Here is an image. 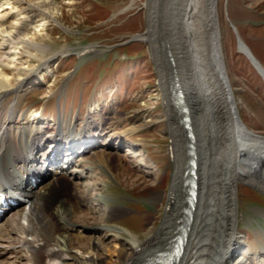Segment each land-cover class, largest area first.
Here are the masks:
<instances>
[{"label":"rangeland","instance_id":"rangeland-1","mask_svg":"<svg viewBox=\"0 0 264 264\" xmlns=\"http://www.w3.org/2000/svg\"><path fill=\"white\" fill-rule=\"evenodd\" d=\"M52 1L54 6L51 5L45 10L47 9L51 14L55 13L58 23L46 16L43 20L44 29L41 30L43 35L39 36L37 41L49 46L50 56L58 54L65 47L68 51L51 58L49 65H44V68L39 69L35 76L30 78L31 80L24 82L27 84H23L17 91L9 94L4 106L6 107L7 104L8 108L14 107L5 114L7 119L4 115L2 117L3 120L13 119L10 128L15 133L16 141H19L17 136L19 132L24 139V134H30L28 129L31 130L33 127L32 132L48 122L52 124L57 122V126L61 128L73 126L75 131L85 127L88 122L94 127L112 126L111 130L94 139L96 142L94 150L108 153L112 157L115 155L116 160L110 163L112 171L110 167L106 168L100 163H95L92 167L95 176L75 179L70 175V171L78 168L77 166L83 161L81 158L89 160L90 154L85 153V147L78 145L75 147L80 153L76 159L77 165L69 167L67 161L69 151L65 146L67 147L66 165H63L64 155H61L60 161L57 162L58 167L55 164L49 166L48 160L41 162L38 157L43 160L41 154L51 146L50 141L41 147L42 150L34 153L35 156L37 155V160L33 162L39 168L45 166L49 172L56 168L68 172L69 177L65 174H57L61 177L60 182L66 184L62 191H66L65 195L68 198L76 195L84 200L74 215L70 214L69 206L64 205L53 211L59 216L61 225L66 226L68 230L67 232L62 229L56 234L62 249L65 248L69 253L83 260H95L101 256L105 259L102 264H110L116 260L117 252L122 251L126 255L132 253L133 247L137 245L138 235L144 237L148 228L155 227L154 233L164 232L162 239L160 238L164 243L167 241L169 243L172 238L169 233L177 229L174 226L175 217L179 216L177 213L181 210H179L180 206L184 209L182 182L186 179L183 176L186 169L183 166L186 159L184 142L180 139L183 137L180 130L182 127L177 121L181 118L179 116L175 120V113L172 112L170 121L168 120L169 105L165 103L161 90V85L166 83L165 81L159 83L158 75V70L160 73L161 69L165 70L167 66L159 58L160 54L156 53L154 57L151 45L139 39L122 44L147 31L149 18L147 0ZM217 15L226 72L229 75L240 116L253 132L264 134V81L247 58L245 51L240 49L242 46L244 50L243 44L239 43L245 42L252 55L264 67V0H217ZM34 19L36 21L30 22L28 27L29 36L33 33V27L42 18L37 16ZM11 47H6V52H10L9 54L13 53ZM86 47H93L94 51L78 57L77 53ZM105 56L108 58L105 63L90 62ZM17 61L12 64L13 79L20 78L18 69L22 66L26 68L30 65L29 68L32 66L38 69L41 64L36 58L32 60L30 58L25 65ZM75 61L78 64L83 62L90 64L83 65L78 73H74V66L77 65ZM37 110L42 116L37 117L33 124L30 123L31 126L27 125L36 117L31 116V113ZM12 111L15 113L13 114ZM12 115L14 118L10 117ZM171 124L180 128L179 134L175 133L180 136L181 141L177 144L173 142L178 138L174 135L175 139L170 142L171 134L174 133ZM46 136L50 137V134ZM180 144L183 152L177 158L178 151H175V148L177 149ZM53 148L52 146L44 153L47 154ZM63 149L62 151L65 152ZM169 151L170 154L176 155L175 165L169 156ZM132 156L134 158H131ZM21 167L24 168L22 163L18 169ZM250 167L240 169L238 166L241 172L234 168V181L231 186L236 184L238 189L235 190V198H232L233 194L229 187L226 191L228 185H222L221 190L219 188V191L217 189L215 193L210 191L208 194L214 211L215 208L217 210L215 212L212 210L213 214L220 212L213 215L214 224L225 221L226 207L221 200L225 196L228 197L226 193L233 199L239 225L235 232L241 240V246L232 258L233 262H240L246 258L264 260V197L251 186L263 193L264 188L240 177L248 173ZM176 175H181L176 180L179 181L178 186H175L177 202L173 203L172 209L167 210L169 212L167 214V204L169 202L170 205L174 198L170 189ZM48 179L40 183L41 185L34 186L35 190H31L32 186H29L26 191L31 196L36 190L39 192L37 194H43L45 187L53 182L51 177L49 181ZM246 182L251 186L249 187ZM40 211L43 212L42 209ZM65 211H68L69 215H65ZM88 215H90L88 221H80ZM9 218V214L4 217L0 222V229L8 228V220H11ZM83 223L87 226H82ZM167 232L171 238L166 234ZM77 233L81 235L80 241L77 239ZM68 238L70 244L78 241L81 243L70 250L66 244ZM91 238H99L101 242L98 248L82 249L83 245L90 244ZM8 248L4 244L0 245V253H5L0 258V264H27L26 259L19 262L15 253L18 252L17 249ZM65 264H74V261L68 259Z\"/></svg>","mask_w":264,"mask_h":264},{"label":"bare ground","instance_id":"bare-ground-1","mask_svg":"<svg viewBox=\"0 0 264 264\" xmlns=\"http://www.w3.org/2000/svg\"><path fill=\"white\" fill-rule=\"evenodd\" d=\"M205 1L206 0H198L199 5H203V2ZM214 1L216 16H214L213 19L216 18L215 20L218 22L217 0ZM53 4L54 3L52 0H0V37H2L0 38V188L3 187V182L12 183L17 188L18 186L21 188L20 195L24 198V200L19 199V204L14 206L17 208V210L10 214L9 219L11 220H8V228L6 227V230L4 228L0 229V245L4 244L7 246V248L10 247L12 250L17 249L18 252L15 253H17V259H19V262H21L23 259H26L27 264H65L68 259H71V261L73 260L74 264H102L105 259L101 256L95 260H83L80 259V257L78 258L72 255L65 248L62 249L63 247H61L60 240L56 237V234L60 233L62 229L66 230L67 232L68 230L66 226L61 225L58 218L59 216L54 214L53 211L56 210L55 208L69 206L70 214L72 213L74 215V213L78 211L79 207H81L82 203H84V200L76 195H72L68 198L65 195L66 191H62L64 185L66 184L65 182H60L61 177L57 174L60 173V175H62L63 169L58 172V168H56L54 171L49 172V169L47 168L46 170L45 166H40L41 168H39L38 166H35L33 162H36L37 160V156H35L34 153L44 146L46 142L50 141L54 148L49 150L47 154H43L44 156H47L46 160L49 161V166L55 164V161L58 160V157L65 146L68 147L67 151H69V153H67L69 157L66 156L67 161H69V167L72 165H77L76 159L80 153L76 151L75 147L81 145L83 148L85 147V153L90 154V158L89 160L81 158L83 161L80 162V164L77 166V169L70 171V175L75 179H82L92 176L93 164L100 163L102 166L107 168L110 167V163H112V161L115 159V155L112 157L108 153H99L98 151L94 150V147H96V145H94L96 143L94 139L97 136H102L109 129L111 130L112 126L101 127L99 125L100 127H94L88 122V124L81 128V130L74 131L73 126L61 128L60 126H57V122L54 124L48 122L42 127H37L32 132L31 130L33 127H30L31 130L28 129L30 134H24V140L23 136L19 132L17 135L19 141H16L14 139L15 133H13L12 129L10 128L11 124L13 123V119L10 121L5 119L3 120L2 117L9 111V109L13 110V107L8 108L7 104L6 107L4 106L6 97L22 87L24 82H27L30 77L37 73V71L44 67V65H48L51 58L68 50L65 47L58 54L50 56L48 55L50 50L49 46L45 43L42 44L37 41V38L43 35L41 30L44 29L45 23H43V20L46 16L50 19H53L55 23H58L55 13L51 14L47 9L45 10V8H48ZM149 4L150 1L148 5ZM150 6L151 5H149L148 10ZM210 15H212L211 12ZM37 16H40L42 19L36 26L33 27V33L31 36H29V24L30 22H33L35 20L34 18H37ZM148 17V29L146 31V35H139L137 36V39H149L150 43L152 41L151 37L153 36V20L151 19L153 15H151L150 10L148 12ZM184 17L185 20L183 21V24L190 22V27L195 26V22L197 20L196 18L194 19L193 16L191 17L189 13H187ZM217 27L219 28V42L221 43L219 24ZM184 30L187 33L186 29ZM5 46H12L11 48L13 53L9 54L10 52H6ZM153 47L155 50L156 47L159 48V46L156 44H154ZM216 49V52L219 51L221 58L224 60V53L221 44L219 46L217 45ZM240 49L242 51L246 50L245 47L243 50L242 46ZM30 58L31 60L32 58H36L41 61V64L38 66L39 68L35 69L36 67L32 66L29 68V65L26 67V69L24 66H22L23 68L21 67L18 69V77L20 78L13 79L11 77V73L14 70V67L12 66L14 61L18 62L17 60H19L20 62H23L22 65H25L28 60H30ZM33 68L35 70H33ZM172 68L173 66L171 65V69ZM161 90L163 92L165 103L169 105L168 107L166 106L169 112L168 120L170 121L172 112H178V116H180V120H182L183 114L179 112V107L174 101L170 87L165 88V84L163 83L161 85ZM172 100L174 101L173 104L177 110L171 111L172 105H170L169 102H172ZM237 109L238 108H236V110ZM14 113L15 112H13V114ZM40 115L41 114L39 111L31 113V116L36 117L27 125L40 118ZM10 117H13V115ZM180 120L177 121L180 123ZM171 128H173L174 133L177 132V134H179L178 131L180 132L181 130L180 128L179 130L178 127L173 124H171ZM183 129L185 133H187V130L184 128V123ZM92 130L95 131L93 132ZM46 134H50V137H47ZM61 135L63 138L60 139ZM242 136V141L243 143L245 142L243 144L244 148L248 150L249 156L248 158H241L243 163H239L241 164L239 165V168L244 169V167L251 166V169L248 171L249 174L244 173L240 177L242 179L246 178L247 180L253 181L257 183L258 186L264 188V179H262L264 176V136H252L249 138L247 133L242 134ZM178 141H180L179 137L173 142L174 144H177ZM22 145L28 146V151L31 153V155H33L32 157L27 155V153L25 154V148ZM234 156L237 166V159L241 156L238 150L235 151ZM179 157L180 156L178 153L177 158ZM131 158H134V156ZM18 162L22 163L24 168H19L18 171L20 172L21 176H16L13 179V173L8 171L7 167ZM138 164L140 165L141 163L139 162ZM110 170L112 171L113 169L110 167ZM177 172L179 173V171ZM67 173L68 172H63V174ZM234 174L235 171L231 178H229V183L234 181ZM34 175H38L41 178L39 182L50 177L53 179V182L45 187V192L43 194H37L39 192L36 190V193L31 196L28 194L26 189L27 187L32 186L33 183L31 181V177ZM179 177L180 176L176 175L175 181L179 179ZM202 179L203 178L200 180ZM202 184H204V182ZM229 188L233 194L232 198H235V190L237 189L236 184H233ZM3 190L6 191V188H3ZM221 202H223L226 207V209L224 208L225 221L223 222L222 220L223 223H218L215 220V224L213 221V215L216 213L220 214V212L218 211L213 214L214 206L210 203L209 199L204 201V196L200 197L197 203L194 204V209H190V205H188L187 202H182L184 209L181 213H178L179 216L175 217L176 220L174 226L178 228L176 231L174 229L169 234L171 236H176L178 234L182 235L185 237V242L182 252L173 255L171 259L169 258L168 260L165 257H162L158 254V252H172L175 240L171 239L170 243H168V241L167 243H164V241L161 242L162 240L160 241V238L162 239L161 236L165 233L163 232L161 234L160 231L154 233L156 228L153 227L147 229L144 237L138 235L137 245L133 247L132 253L126 255L122 251H119L117 252L116 260L114 262H110V264H264V260L262 258H246L240 262L232 261L234 254L240 248L239 246H241V240L237 236V232H235L238 227L237 221L235 219L236 209H234L233 199L230 204L225 196ZM40 209H42L43 212H41ZM186 209L189 211V213L184 211ZM215 211H217L216 208ZM64 214L69 215L68 211H65ZM89 216L90 215L86 217L84 216V220L82 219L80 221H88ZM90 219L92 218L90 217ZM81 225L84 227L87 226L84 223ZM166 234H168V232ZM76 236L79 241L82 239L81 235L78 233ZM69 238L66 241L68 249L71 250V248L80 245L81 242L79 241L78 243L70 244ZM99 242H101L99 238H91L90 244L88 246L83 245L81 248H93L96 250L98 248ZM159 242L163 244L161 245ZM4 254L0 253V258ZM160 259L162 261H160Z\"/></svg>","mask_w":264,"mask_h":264},{"label":"water","instance_id":"water-1","mask_svg":"<svg viewBox=\"0 0 264 264\" xmlns=\"http://www.w3.org/2000/svg\"><path fill=\"white\" fill-rule=\"evenodd\" d=\"M149 1L153 36L150 43L149 39L146 41L159 46L155 52L167 66L169 87L183 114L180 123H184L189 137L185 185L188 187L187 201L193 208L198 193L199 198L205 195L207 199L218 184H229L237 168L235 151H239L241 158L249 156L242 134L247 133L249 138L259 135L251 132L239 117L228 85L225 62L219 51L216 52L221 43L218 22L213 19L215 1L206 0L199 5L198 0H147L148 12ZM187 13L197 19L195 26L190 27V22L183 24ZM239 43L264 76L260 63L245 42ZM185 212L189 213L187 209Z\"/></svg>","mask_w":264,"mask_h":264}]
</instances>
